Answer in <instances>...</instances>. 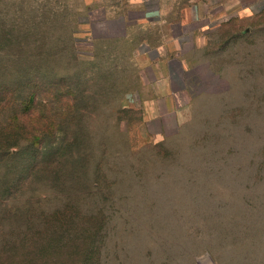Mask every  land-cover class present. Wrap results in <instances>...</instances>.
I'll use <instances>...</instances> for the list:
<instances>
[{
	"label": "rangeland",
	"instance_id": "1",
	"mask_svg": "<svg viewBox=\"0 0 264 264\" xmlns=\"http://www.w3.org/2000/svg\"><path fill=\"white\" fill-rule=\"evenodd\" d=\"M204 22L0 0V264H264V11Z\"/></svg>",
	"mask_w": 264,
	"mask_h": 264
},
{
	"label": "crops",
	"instance_id": "2",
	"mask_svg": "<svg viewBox=\"0 0 264 264\" xmlns=\"http://www.w3.org/2000/svg\"><path fill=\"white\" fill-rule=\"evenodd\" d=\"M188 2L192 15L199 21H206L204 22L206 26L215 22L227 23L236 16H252L264 11V0H188ZM161 12L164 13L163 10Z\"/></svg>",
	"mask_w": 264,
	"mask_h": 264
},
{
	"label": "trees",
	"instance_id": "3",
	"mask_svg": "<svg viewBox=\"0 0 264 264\" xmlns=\"http://www.w3.org/2000/svg\"><path fill=\"white\" fill-rule=\"evenodd\" d=\"M9 153V152H8Z\"/></svg>",
	"mask_w": 264,
	"mask_h": 264
}]
</instances>
